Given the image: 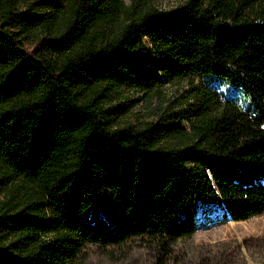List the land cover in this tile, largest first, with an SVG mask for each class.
Wrapping results in <instances>:
<instances>
[{"label":"trees","instance_id":"trees-1","mask_svg":"<svg viewBox=\"0 0 264 264\" xmlns=\"http://www.w3.org/2000/svg\"><path fill=\"white\" fill-rule=\"evenodd\" d=\"M140 3L58 1L27 15L0 1L1 175L37 189L0 210V264H76L89 244L139 238L164 255L200 229L201 204L232 222L264 213V0ZM41 30L39 54L22 48ZM163 76L219 80L244 103L182 148L116 127L114 108L98 106Z\"/></svg>","mask_w":264,"mask_h":264},{"label":"rangeland","instance_id":"rangeland-1","mask_svg":"<svg viewBox=\"0 0 264 264\" xmlns=\"http://www.w3.org/2000/svg\"><path fill=\"white\" fill-rule=\"evenodd\" d=\"M0 1L13 12L30 15L43 13L44 7L55 2L69 0ZM122 1L125 7L131 5V0ZM185 1L140 0V4L168 12ZM47 33L41 30L23 37L22 48L39 54L41 42L49 37ZM243 103L240 91L219 80L193 76H163L159 84L147 89L130 86L110 89L98 100L103 109L114 108L113 125L159 132L162 134L159 146L166 148L190 145L199 129L219 116L225 106L241 107ZM176 124L178 130L169 129ZM36 192L29 183L3 179L0 168V210L16 203L22 205ZM197 221L200 229L189 238L179 239L164 255L155 242L139 238L120 246L89 244L81 250L76 264H264V213L244 222H232L223 220L219 209L201 204Z\"/></svg>","mask_w":264,"mask_h":264}]
</instances>
